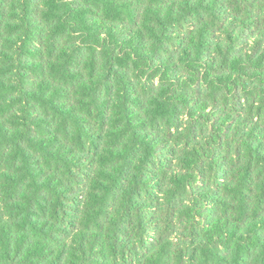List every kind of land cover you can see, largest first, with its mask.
Here are the masks:
<instances>
[{
	"label": "trees",
	"instance_id": "trees-1",
	"mask_svg": "<svg viewBox=\"0 0 264 264\" xmlns=\"http://www.w3.org/2000/svg\"><path fill=\"white\" fill-rule=\"evenodd\" d=\"M0 264H264V0H0Z\"/></svg>",
	"mask_w": 264,
	"mask_h": 264
}]
</instances>
